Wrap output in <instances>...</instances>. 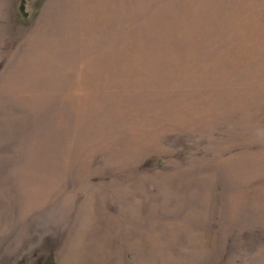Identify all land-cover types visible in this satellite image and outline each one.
Here are the masks:
<instances>
[{
  "label": "rangeland",
  "instance_id": "1",
  "mask_svg": "<svg viewBox=\"0 0 264 264\" xmlns=\"http://www.w3.org/2000/svg\"><path fill=\"white\" fill-rule=\"evenodd\" d=\"M0 264H264V0H0Z\"/></svg>",
  "mask_w": 264,
  "mask_h": 264
}]
</instances>
